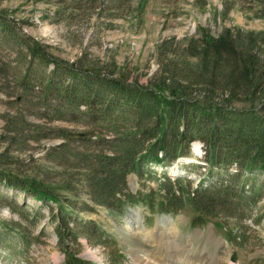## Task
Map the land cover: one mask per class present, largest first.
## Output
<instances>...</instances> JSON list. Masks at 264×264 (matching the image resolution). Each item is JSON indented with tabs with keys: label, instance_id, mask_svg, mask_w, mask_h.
Returning a JSON list of instances; mask_svg holds the SVG:
<instances>
[{
	"label": "rangeland",
	"instance_id": "1",
	"mask_svg": "<svg viewBox=\"0 0 264 264\" xmlns=\"http://www.w3.org/2000/svg\"><path fill=\"white\" fill-rule=\"evenodd\" d=\"M227 36L248 45L257 57L254 88L248 92L246 86L237 95L216 90L228 82L219 72L212 86L207 73L198 75L191 68L187 75L199 83L188 89L183 82V91L188 89L191 99L212 98L228 110H258L264 121V0H0V264H66L68 254L90 264H158L136 255L138 240L148 243L158 235L171 239L169 250L187 248L204 255L206 264H264L263 174H257L253 184L248 181L243 195L251 196L255 186L259 194L246 209L235 208L240 217L220 212L203 216L204 222L193 226L188 212L156 214L149 222L145 219L152 214L139 205L115 212L91 194L84 158L113 153L106 140L94 137L115 136L113 123L95 118L90 97L84 98L88 104L75 103V111L60 102L63 93L53 94L62 88L56 75L66 66L152 90L162 83L163 69L174 56L199 63L205 56L203 41ZM126 118L119 122L120 131L135 123ZM206 147L201 139L190 142L189 154L173 165L174 173L193 179V188L217 181L215 173H208ZM157 169L156 179L129 174L128 191H158L165 178L164 169ZM228 171L244 175L236 165ZM24 184L58 193L63 204L73 208L68 221L56 203L35 200ZM159 219L165 223L158 226ZM68 227L73 234H67ZM160 260L173 261L163 256Z\"/></svg>",
	"mask_w": 264,
	"mask_h": 264
},
{
	"label": "trees",
	"instance_id": "2",
	"mask_svg": "<svg viewBox=\"0 0 264 264\" xmlns=\"http://www.w3.org/2000/svg\"><path fill=\"white\" fill-rule=\"evenodd\" d=\"M202 48L205 56L200 58L199 63L185 60L186 56L180 57L181 54L174 56L172 63L163 69L165 78L161 80L162 83L155 84L152 90L134 87L122 78L103 76L90 70H78L71 66L59 69L61 75L56 77L62 81V88H56L53 94L60 96L63 93L60 102L67 105L65 108L76 111L75 103L88 104L84 98L90 97L94 99L89 105L95 118L99 116L107 119L113 123L112 130L117 132L112 137L100 133L94 135L95 141L106 140L110 144V150L113 151L111 155L98 152L84 156L89 170L87 186L99 204L115 212H122L137 204L145 206L151 213L188 212L193 214V225H198L204 222L203 216H217L220 212L233 214L234 218L240 217L235 208L246 209L255 202L259 194L258 186L252 185L254 193L251 196L243 194L249 180L253 184L257 181V174L264 175L262 113L245 108L228 110L212 98H189L187 90L199 82L192 81L187 73L192 69L198 75L207 73V77H211L208 83L212 85L217 81L215 74L219 72L220 78L228 82L223 83L224 88L218 86L215 89L229 90L237 95L246 86L248 92L254 88L258 59L248 45L239 44L228 36L205 40ZM166 80L171 81L172 86H167ZM183 82L188 83L185 91ZM260 95L264 98V88ZM97 101L102 105L99 106ZM224 102L231 104L230 101ZM127 115L135 123H129L124 126V131H120L119 122H127ZM116 116H119L118 120H115ZM257 122H261L260 126L253 125ZM175 127L181 129L172 131ZM131 130L136 132L135 141L130 138L133 134ZM196 139L207 144L205 154L208 173H215L217 181L193 188V181L186 177L172 179L163 175L165 179L160 182L162 186L158 191H138L136 194L128 191L126 179L129 174L156 179L154 167L167 168L173 165L179 157L189 154L186 150L190 148V142ZM232 165H236V169L244 175L241 177L238 173H229L228 169ZM225 174H229L227 178L223 177ZM237 183H240V188L236 187ZM27 187L35 200L56 203L63 221H68V216L73 214V208L65 206L60 195L51 188L46 190L40 185ZM227 205L233 209L232 212H225ZM73 233L68 227L67 234ZM65 262L90 264L71 254H68Z\"/></svg>",
	"mask_w": 264,
	"mask_h": 264
},
{
	"label": "bare ground",
	"instance_id": "3",
	"mask_svg": "<svg viewBox=\"0 0 264 264\" xmlns=\"http://www.w3.org/2000/svg\"><path fill=\"white\" fill-rule=\"evenodd\" d=\"M165 220L166 219H159L157 222L158 226L165 223ZM210 239H212V238H210ZM170 240L168 238L163 239L160 235L154 236L152 239H149L148 243H143L142 241L138 240L137 244H138L139 251H136L137 252L136 255L141 261H145L147 259V257H149V259H153L158 264H161V263L165 264L164 262H162L160 260V257H162V256L169 259V261L173 260L172 261L173 264H177V263H180V264H186V263L206 264L205 261L202 260L203 258H206L204 255L196 256L195 254L191 253L190 250H187V248L183 249V250L182 249L178 250L177 252L169 250L171 248V246L168 247L170 242H171ZM183 240L185 241V243L187 242L185 239H183ZM164 242H166L167 245H164ZM182 247L185 248V246H182ZM153 253L159 254L160 257H158L157 255H154ZM140 254H142V255H140ZM144 257H146V258H144ZM228 264H232V263H228Z\"/></svg>",
	"mask_w": 264,
	"mask_h": 264
},
{
	"label": "water",
	"instance_id": "4",
	"mask_svg": "<svg viewBox=\"0 0 264 264\" xmlns=\"http://www.w3.org/2000/svg\"><path fill=\"white\" fill-rule=\"evenodd\" d=\"M233 259H235V256L233 257Z\"/></svg>",
	"mask_w": 264,
	"mask_h": 264
}]
</instances>
